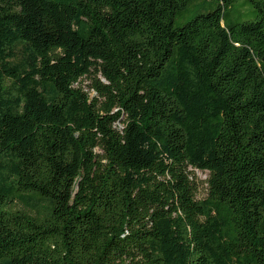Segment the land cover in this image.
I'll return each mask as SVG.
<instances>
[{
    "label": "trees",
    "instance_id": "1",
    "mask_svg": "<svg viewBox=\"0 0 264 264\" xmlns=\"http://www.w3.org/2000/svg\"><path fill=\"white\" fill-rule=\"evenodd\" d=\"M248 2L0 0V264H264Z\"/></svg>",
    "mask_w": 264,
    "mask_h": 264
},
{
    "label": "rangeland",
    "instance_id": "2",
    "mask_svg": "<svg viewBox=\"0 0 264 264\" xmlns=\"http://www.w3.org/2000/svg\"><path fill=\"white\" fill-rule=\"evenodd\" d=\"M249 0H235L234 6L230 11L229 18L233 22H243L248 20H254L256 18V10L253 8ZM188 18L176 20V25L181 26ZM190 176L197 188V197L202 198L206 194V179L208 174L199 170H192L189 168Z\"/></svg>",
    "mask_w": 264,
    "mask_h": 264
}]
</instances>
